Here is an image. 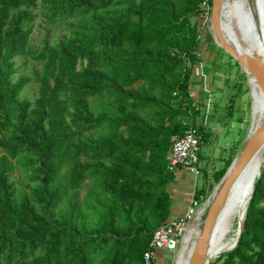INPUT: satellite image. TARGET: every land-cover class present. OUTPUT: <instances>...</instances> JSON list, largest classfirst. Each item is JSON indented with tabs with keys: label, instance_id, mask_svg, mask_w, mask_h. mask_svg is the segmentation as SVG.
<instances>
[{
	"label": "trees",
	"instance_id": "1",
	"mask_svg": "<svg viewBox=\"0 0 264 264\" xmlns=\"http://www.w3.org/2000/svg\"><path fill=\"white\" fill-rule=\"evenodd\" d=\"M112 1L0 0V264H143L152 235L168 221L167 186L176 173L167 154L186 129L180 118L192 108L200 50L192 18L211 0H126L117 22L109 17ZM36 10L51 23L86 17L78 44L30 51ZM17 54L43 63L32 104L17 101L28 81L13 82ZM102 99L94 117L91 102ZM196 117L189 125L202 143ZM98 129L106 132L94 139ZM21 154L37 183L32 196L17 200L9 159ZM86 212L95 218L90 228ZM217 259L264 264V167L236 246Z\"/></svg>",
	"mask_w": 264,
	"mask_h": 264
},
{
	"label": "rangeland",
	"instance_id": "2",
	"mask_svg": "<svg viewBox=\"0 0 264 264\" xmlns=\"http://www.w3.org/2000/svg\"><path fill=\"white\" fill-rule=\"evenodd\" d=\"M125 4L126 0H113L109 8V17L115 22L119 21L126 7ZM210 8L208 3L202 4L201 13L197 17L192 18V21L197 22L200 31V50L196 54L198 61L193 71L197 67L203 68L207 75L204 82V85L208 86L206 89L210 92L213 89L211 85L214 83L218 93L212 94L211 99L214 100L210 103L213 102V107L210 104L207 111L205 100L206 98L210 99V97L206 95L207 97L196 102L192 91L190 95L192 108L188 111V115L180 118L182 124L189 125L192 124V114L197 113L195 121L198 123L197 119L201 120V123L198 124L202 126L204 131V138L199 151L200 173L197 176V181H200V185L195 186L194 189L195 192L202 187V193H199L196 201L197 213L200 214L198 221L199 230L206 214L207 201L215 196L214 190L223 177L220 176V172L222 170L226 172L232 161L241 152L251 125L257 126L259 123L254 124V121L256 112L259 113L261 110L260 103L255 99L253 90L248 84L246 73L230 55L220 48L214 39L209 23ZM34 13L36 14V19L31 24V34L28 43V49L34 54H39L46 47L52 48L60 44L65 47L71 43L78 44L82 35L80 28L83 27L86 17L51 23L40 16L38 10ZM11 62L14 69L13 82L17 79L28 80L18 95L17 101L27 100L32 104L38 95L39 84L37 80L42 73L43 63L21 54L13 56ZM214 76L217 78L214 79ZM238 86L240 88L236 94ZM231 98L233 100L230 102ZM105 104L106 100L104 99L91 102L90 109L94 117L99 115L102 110L101 108L105 107ZM229 106H231L230 109ZM34 108L31 105L30 110ZM141 116L143 117L142 114ZM70 117H72L71 114H69ZM260 122L264 123V118ZM105 132L104 129H98L92 132L91 135L94 139H98ZM7 135H10V133ZM9 162L10 182L13 186L14 197L18 200L23 194L32 196V190L37 181L31 179V170L26 155L21 154L15 159H9ZM88 187L89 185L86 183L80 189L77 200L81 204L86 203V191ZM66 205V202L61 203L53 211V215L57 216L60 211L66 208ZM82 208H84V205ZM83 220L85 226L88 228L95 225V218L91 213L86 212ZM180 247L181 242L178 250L173 255L168 252L159 253L157 255L158 260L164 264H173ZM219 256L209 258L208 264H219L217 262Z\"/></svg>",
	"mask_w": 264,
	"mask_h": 264
},
{
	"label": "bare ground",
	"instance_id": "3",
	"mask_svg": "<svg viewBox=\"0 0 264 264\" xmlns=\"http://www.w3.org/2000/svg\"><path fill=\"white\" fill-rule=\"evenodd\" d=\"M237 11L244 14L248 13L246 0L222 1L220 7V19L224 39L233 47H237L240 51L245 52L253 58L259 68L264 72V55L261 50L259 48L248 49L239 39L235 24V13ZM240 66L247 75V81L253 90L255 99L260 103L261 110L259 113L256 112L254 124L257 122L259 123L254 128V132L261 130L264 127V123L260 122L262 118H264V99L252 75L248 73L244 65ZM263 158L264 143L227 188L220 203L218 214L208 235L205 248L206 261L204 264H208L209 258L217 257L222 253L228 252L234 245L237 234L242 229L247 204L250 199L249 190L254 183L255 176ZM199 215L200 214L197 213L196 219L185 229V234L181 240L180 250L174 259L173 264L189 263L196 239L199 235Z\"/></svg>",
	"mask_w": 264,
	"mask_h": 264
},
{
	"label": "water",
	"instance_id": "4",
	"mask_svg": "<svg viewBox=\"0 0 264 264\" xmlns=\"http://www.w3.org/2000/svg\"><path fill=\"white\" fill-rule=\"evenodd\" d=\"M223 0H211L210 8V28L213 32L214 39L220 48L230 55L239 65H244L249 74L254 78L260 93L264 99V72L259 68L253 58L245 52L240 51L237 47H233L222 34L220 7ZM248 13L244 14L239 11L235 13L236 30L241 42L248 49L259 48L264 55V0H246ZM215 40V41H216ZM264 143V127L261 130L249 133L239 155L232 161L231 165L223 175L219 185L215 188V196L207 201L206 214L202 221L199 235L193 248V252L188 264H204L205 248L209 232L212 228L214 220L218 214L220 203L223 196L237 175L245 168L252 156L257 152ZM264 167V158L259 165L255 180L260 174V170ZM254 180V182H255ZM254 183L250 187V196L253 192ZM241 230L237 234L236 241L231 251L236 246ZM228 251V252H229Z\"/></svg>",
	"mask_w": 264,
	"mask_h": 264
},
{
	"label": "built area",
	"instance_id": "5",
	"mask_svg": "<svg viewBox=\"0 0 264 264\" xmlns=\"http://www.w3.org/2000/svg\"><path fill=\"white\" fill-rule=\"evenodd\" d=\"M181 137L175 138L167 154L168 167L175 173L182 170L197 177L199 175V151L201 136L191 125H186ZM197 202L192 199L183 220H170L156 229L149 247L142 255L143 264H164L157 255L168 252L172 255L178 250L188 223L197 215Z\"/></svg>",
	"mask_w": 264,
	"mask_h": 264
},
{
	"label": "crops",
	"instance_id": "6",
	"mask_svg": "<svg viewBox=\"0 0 264 264\" xmlns=\"http://www.w3.org/2000/svg\"><path fill=\"white\" fill-rule=\"evenodd\" d=\"M206 76H207L206 71H204L203 68L197 67L196 70L193 71L191 76L190 95L193 91L196 102L204 97H207L206 95H208L210 99L206 98L205 100L206 110L208 111L210 104L212 105L211 107H213V102L212 103L210 102L213 101L214 99H211V96L213 93H218V91L214 83L211 85L213 89L210 92L206 89L208 87L204 85L205 79L207 78ZM213 78L215 79L217 77L214 76ZM231 100L233 99L231 98ZM201 109H205V108H201ZM197 122L201 123V120L197 119ZM255 127L256 125L254 127L251 125L249 131L250 134L253 132ZM197 185L198 186L200 185V181H197V177L188 173L187 171L182 170L175 174L174 181L167 186V189L171 196L170 216L168 218V221L183 220L186 212L188 211L190 203L193 199L194 189L195 186ZM191 223L192 221L188 223V225H190Z\"/></svg>",
	"mask_w": 264,
	"mask_h": 264
}]
</instances>
